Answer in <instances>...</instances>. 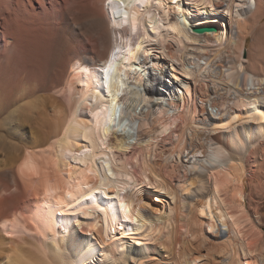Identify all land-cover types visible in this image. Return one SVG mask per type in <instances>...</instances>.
<instances>
[{"label":"bare ground","instance_id":"1","mask_svg":"<svg viewBox=\"0 0 264 264\" xmlns=\"http://www.w3.org/2000/svg\"><path fill=\"white\" fill-rule=\"evenodd\" d=\"M230 1L236 29L225 38L208 32L199 50L210 44L229 50L233 71L219 73L247 117L230 110L224 124L211 119L223 133L202 144L216 170L213 184L189 205L190 219L216 235L222 228L236 232L249 221L246 212L264 221V0ZM185 2L206 11V19L219 8L216 0H0V264H88L97 254L108 261L115 255L111 264L147 258V250L124 244L129 234L146 231L148 238L152 229L136 178L116 152L133 145L134 113L146 103L141 53L155 42L165 45L163 31L172 35L176 55L196 39L191 29L198 20ZM146 82L153 97L163 74L153 69ZM150 144L148 137L141 141ZM227 189L236 215L221 197ZM85 224L83 232L76 228ZM118 235L110 252L108 240ZM233 250L225 252L229 264ZM244 254L264 264V243Z\"/></svg>","mask_w":264,"mask_h":264},{"label":"rangeland","instance_id":"2","mask_svg":"<svg viewBox=\"0 0 264 264\" xmlns=\"http://www.w3.org/2000/svg\"><path fill=\"white\" fill-rule=\"evenodd\" d=\"M229 1L216 0L219 8L211 12L207 19L206 11L197 10L193 3L185 2V5L190 7V16L198 20L191 29L195 41L184 45L183 51L176 55V43L171 39L172 35L163 31L164 36H167L165 45L161 46L155 42L148 45L146 51L140 55V61L147 64L141 83L146 103L134 113L137 128L133 145L126 154H116L136 178L140 190L138 203L142 206V213L152 232L148 238H144V230L140 235L129 234L124 240L126 245L132 242L134 247L147 250V258H143V261L126 260L128 264H184L185 253H188L186 259L190 264H229L230 256H225V252L232 248L237 251L236 261L232 264H240V261L243 264L259 262L255 254L247 256L244 252L254 247L259 248L264 243V221L263 224H258L255 216L246 212L249 221L234 227L236 232L233 228H222L220 234L216 235L206 225L200 227L190 219V198L199 193V190L205 192L210 189L213 184L210 172H216L211 170L202 148L207 137L223 134L221 129H216V124H212L211 119L218 123L222 119L224 124L230 110H237L242 117L246 110L237 105L239 94L235 93V89H229L219 73L230 70L229 50L224 46L221 51L217 50L212 44L209 48L199 50L207 45L204 36L208 32L203 35L194 32V28L213 27L216 31L210 33H217L225 38L226 31L229 32L232 27L236 29V25H233L234 16L226 10ZM230 2H234L236 6L238 0ZM251 43L252 37H249L248 49ZM153 69L155 73L163 74L164 83L158 88L160 93L151 97L146 94L149 88L146 81ZM131 81L135 82L134 76ZM246 117L245 115L244 118ZM82 119H86V114ZM247 121L246 119L243 123L246 122L250 126ZM230 130L224 129L226 133L231 132ZM146 137L150 139L151 144L141 147V141ZM194 147L200 148L196 157L193 155ZM184 149L186 151L181 153ZM193 164L196 165L195 169ZM155 177L165 184L166 189L156 182ZM230 196L229 189L221 193L228 210L236 215V207ZM262 214L264 215V209ZM96 220L91 218L88 223ZM76 228L83 232L87 230V225ZM96 237L99 238L97 234ZM119 238L120 235L116 239L108 240L110 252L117 250L114 242ZM196 257H199V262L194 260ZM114 258L115 255L110 256V261ZM110 261L97 254L88 264H111ZM126 261L122 264L127 263Z\"/></svg>","mask_w":264,"mask_h":264},{"label":"snow or ice","instance_id":"3","mask_svg":"<svg viewBox=\"0 0 264 264\" xmlns=\"http://www.w3.org/2000/svg\"><path fill=\"white\" fill-rule=\"evenodd\" d=\"M173 2L175 3V0H173ZM126 20H127V17H125V21H126ZM132 27H133V31H135V21H133ZM173 31H177V29L174 27V28H173ZM106 71H107V70H106ZM25 166H28V162H27V161H25ZM91 174H92V173L89 172V175H91ZM108 174H109V175H112L111 172H109ZM49 194H51V193H49ZM137 215H139V214H137ZM124 219H125V220H130V219H131V216L129 215V213H128L127 210H124ZM133 222H135V221H133ZM145 223H147V221H145Z\"/></svg>","mask_w":264,"mask_h":264},{"label":"water","instance_id":"4","mask_svg":"<svg viewBox=\"0 0 264 264\" xmlns=\"http://www.w3.org/2000/svg\"><path fill=\"white\" fill-rule=\"evenodd\" d=\"M216 29L213 27H205V28H194V32L200 35H203L207 32H215Z\"/></svg>","mask_w":264,"mask_h":264}]
</instances>
